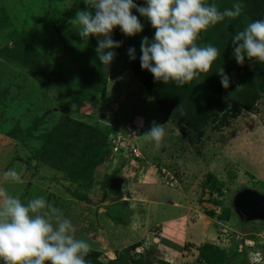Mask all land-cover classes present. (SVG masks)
<instances>
[{
    "label": "rangeland",
    "instance_id": "rangeland-1",
    "mask_svg": "<svg viewBox=\"0 0 264 264\" xmlns=\"http://www.w3.org/2000/svg\"><path fill=\"white\" fill-rule=\"evenodd\" d=\"M81 1L0 0V192L24 203L45 197L105 264L133 244L128 264H138V254L146 264H159V259L206 264L201 259L205 244L225 247L220 264H253L264 245V234L261 240L255 235L264 232V220L242 222L233 200L244 189L264 194V95L257 111H244L221 129L207 128L192 144L131 71L109 75L102 93L86 94L84 81L92 75L88 62L98 55L88 51L97 49L98 37L84 41L75 29L73 35L70 18ZM62 26L67 39L57 29ZM225 28L233 35L244 27L239 19L231 23L232 29L223 23L220 31ZM22 44L29 50L28 59L23 57L26 49L12 52ZM64 118L108 133L110 147L103 152L107 160L93 172L91 185L79 187L64 171L37 159L49 157L45 137ZM154 121L165 129L159 149L144 138ZM10 169L19 173L22 183L4 180ZM116 179L120 194L106 184ZM207 182L221 184V193L212 194ZM74 193L91 201L79 200ZM226 209L230 217L221 220ZM174 231L185 235L171 239Z\"/></svg>",
    "mask_w": 264,
    "mask_h": 264
},
{
    "label": "clouds",
    "instance_id": "clouds-1",
    "mask_svg": "<svg viewBox=\"0 0 264 264\" xmlns=\"http://www.w3.org/2000/svg\"><path fill=\"white\" fill-rule=\"evenodd\" d=\"M83 2L88 10H78L70 23L79 26L77 33L84 41L91 36L103 37L98 39L96 49L101 64L110 65L116 53L106 50L119 48L123 43L112 39L116 28L126 37H135L143 31V24L133 14L135 9L155 30L151 41L147 36L141 40V69L149 71L154 82L164 85L173 82L180 87L209 72L220 55L219 49L210 43L198 45L201 34L225 18L239 17L243 10L242 4L235 3L221 11L207 0H144L145 6L134 0ZM231 45L237 64L243 65L245 59L264 63V19L254 20L235 32ZM128 55L135 60V48L130 47ZM217 74L227 89L229 76L223 68ZM164 136V125L155 121L144 134L157 149ZM4 180L22 183L15 169L4 173ZM75 232L71 220L45 197L24 203L14 195L0 192V264H89L86 257L91 245L78 239Z\"/></svg>",
    "mask_w": 264,
    "mask_h": 264
},
{
    "label": "trees",
    "instance_id": "trees-1",
    "mask_svg": "<svg viewBox=\"0 0 264 264\" xmlns=\"http://www.w3.org/2000/svg\"><path fill=\"white\" fill-rule=\"evenodd\" d=\"M218 1L220 3L218 8L221 11L226 8L230 9L235 3L242 4L243 10L238 19L225 18L224 21L219 22L217 25L203 32L201 34V39L197 41L200 46L201 44L213 42L216 45L215 47L220 51L219 57L212 64L209 72L202 74L199 78L194 79L182 87L177 86L173 82L167 85L154 82L152 74L147 70L141 69L140 56L142 53L140 51V44L144 36H147L151 41L154 37L155 30L151 27L150 22L133 9V14L142 20H140V22L144 26L143 31L135 37L124 36L119 28L113 31L112 39L115 41H123V43L119 48L106 50L116 53L112 62L107 67L101 64L98 55L93 56L92 62H88V67L92 75L84 81L83 87L86 94L92 91L102 93L107 85L109 75L114 76L117 73L121 74L126 71H131L142 83L146 92L153 98V101L158 105L162 113L165 114V118L171 120L182 134L188 137L192 144L201 140L207 128L213 126L216 130L221 129L222 127L228 126L231 120L238 118L244 111H257L258 103L264 95V63H256L245 59L243 65L237 64L236 60L233 59L234 56L231 45L233 35L231 31L226 34V28L223 29V32L220 30L223 23H228L229 28H231V23L240 19V24L245 28L248 23L255 19H264V0ZM207 2L209 3L210 1L207 0ZM81 3L78 10L83 11V0ZM134 3L139 6H145L144 0H134ZM86 10H88V8ZM251 13L252 15L250 16ZM256 15L259 16L256 17ZM75 16L74 12L70 20L74 19ZM63 27L64 26L57 27V29L60 35L63 36L64 39H67L69 35L67 36V34H64ZM78 27V25H72L74 36L75 30L77 31ZM98 39H103V37H99ZM77 44L81 45L78 41ZM130 47L135 48V60H130L129 58L128 49ZM25 49L26 52L23 57L28 59L29 50L27 46L22 44L20 48L10 50H12V52H19ZM88 52L90 54H96V50L92 47H90ZM28 64L31 65L29 62ZM221 68H223L224 72L230 78V85L227 89L221 85V77L217 74ZM111 69L114 73L111 72ZM236 73L238 76L235 75ZM35 75L37 79L40 78L37 73H35ZM85 97H87V95L81 97V100L84 101L86 99ZM10 135L15 137L13 134ZM107 135L108 133L104 135L102 131L64 118L57 124L51 133L45 137V147L50 148L46 150L47 152H45V154L49 157H39L37 159L58 171H64L69 181L79 185V187L91 185L93 172L107 160V157L103 154L105 148L107 147L109 149L110 147L108 144L109 136ZM119 173L120 171L116 172V175ZM211 180L212 176H209V181ZM106 181V184L112 187L114 194H120L121 187L117 179L115 183L109 180ZM206 184L211 185L212 194L215 192L221 193V184L216 185V182H213V184L207 182ZM73 195L79 200L91 201L87 195L77 193ZM211 202L218 206L222 205V202L218 199H213ZM226 211L227 209L219 216L221 220H227L230 217V210ZM209 213L211 216L213 215L212 211ZM259 233L264 234V232H256L255 235ZM234 241L235 240H233V242ZM205 245L207 246L201 249V259L205 261L206 264H220L225 258L224 251L226 249L217 245L213 247V244ZM134 249L135 245L133 244L129 247V250H125V253L120 254L119 257L111 261L110 264H128V260L132 259L128 252L130 250L134 251ZM96 253L97 252L91 249L89 255L86 257L89 264H105L99 260ZM146 254L149 253L146 252ZM144 256L147 257L146 255ZM138 257V264H146L143 254L142 256L138 254ZM154 263L155 262H150V264ZM157 263L163 264L164 261L159 259Z\"/></svg>",
    "mask_w": 264,
    "mask_h": 264
},
{
    "label": "water",
    "instance_id": "water-1",
    "mask_svg": "<svg viewBox=\"0 0 264 264\" xmlns=\"http://www.w3.org/2000/svg\"><path fill=\"white\" fill-rule=\"evenodd\" d=\"M233 208L243 222L264 220V194L253 189H244L234 198Z\"/></svg>",
    "mask_w": 264,
    "mask_h": 264
},
{
    "label": "built area",
    "instance_id": "built-area-1",
    "mask_svg": "<svg viewBox=\"0 0 264 264\" xmlns=\"http://www.w3.org/2000/svg\"><path fill=\"white\" fill-rule=\"evenodd\" d=\"M119 143H120V141H119ZM130 151L133 152V153L135 154V156L138 157V154L136 153V149H133V150H130ZM260 235H263V233H259V234H257L258 237H260ZM262 246H263L262 251H261V253L258 255V257L255 258V261H253V264H257L258 261L261 262L262 264H264V252H263V250H264V245H262ZM260 247H261V246H260Z\"/></svg>",
    "mask_w": 264,
    "mask_h": 264
},
{
    "label": "crops",
    "instance_id": "crops-1",
    "mask_svg": "<svg viewBox=\"0 0 264 264\" xmlns=\"http://www.w3.org/2000/svg\"><path fill=\"white\" fill-rule=\"evenodd\" d=\"M191 228H193V227H191ZM191 228H189L190 230H191ZM187 231V230H186ZM185 232V231H184ZM183 231L182 232H180V231H177V233H176V231H174V232H172V238L171 239H175V235L176 234H178V238H180L181 237V235H185V233H184ZM204 235H206V232L204 233ZM203 236H201V238H202ZM183 238L184 239H186L187 241H189V242H191V243H194L195 244V241H192V239L191 240H188L187 238H185V236H183ZM167 243V242H166Z\"/></svg>",
    "mask_w": 264,
    "mask_h": 264
}]
</instances>
